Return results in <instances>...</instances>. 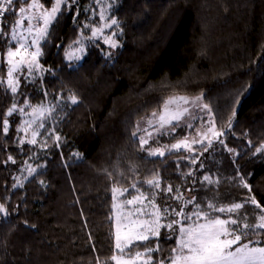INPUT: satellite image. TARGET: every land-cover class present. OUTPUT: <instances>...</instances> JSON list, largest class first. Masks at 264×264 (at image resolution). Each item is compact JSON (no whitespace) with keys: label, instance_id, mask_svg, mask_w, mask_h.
Segmentation results:
<instances>
[{"label":"trees","instance_id":"1","mask_svg":"<svg viewBox=\"0 0 264 264\" xmlns=\"http://www.w3.org/2000/svg\"><path fill=\"white\" fill-rule=\"evenodd\" d=\"M109 1L118 43L111 54L92 37L100 24V1L74 0L62 4L58 22L40 44L43 73L20 77L14 96L18 108L58 105L40 121L44 127L36 144L20 143L17 113L7 117L9 130L3 132L13 94H4L7 47L0 40V204L9 212L7 218L0 214V264H97V258L99 264H115L110 260L115 252L114 184L128 189L125 199L138 195L133 183L149 199L156 191L155 204L163 213L165 207H183L169 198L177 188L196 202L213 197L222 204L240 202L248 190L237 187L233 177L245 175L251 194L264 206V153L253 154L264 142V0ZM23 5L15 3V15L6 13L5 33ZM85 38L82 60L71 63L65 52ZM72 94L77 104L68 100ZM200 94L217 130L225 129L220 139L227 147L217 141L204 151V143L163 157L140 151L138 137L132 136L137 122L161 111L170 96ZM233 108L236 116L227 129ZM186 134L178 127L158 138L172 143ZM28 166L36 169L31 176ZM154 173H159L160 189L144 183ZM205 175L219 184L204 181ZM17 178L23 187H13ZM169 184L173 191H162ZM253 207L241 211L251 213ZM191 210L188 204L185 211ZM176 239L175 232L163 229L158 237L136 241L139 247L131 254L158 244L160 251L152 253L155 264L170 255Z\"/></svg>","mask_w":264,"mask_h":264},{"label":"snow or ice","instance_id":"2","mask_svg":"<svg viewBox=\"0 0 264 264\" xmlns=\"http://www.w3.org/2000/svg\"><path fill=\"white\" fill-rule=\"evenodd\" d=\"M47 3H51V8H45L44 3H40L39 0H32L28 3V0H0V21L3 20L5 13L12 15L16 14L15 3L26 4L27 8L20 7L19 13L21 18L17 19L13 25L10 26V32L5 33L3 31V25L0 24V40H5V46L7 47V63L9 65L7 70V87L4 89V94L7 95L8 90L13 94V102L11 107L8 108L7 113L3 119V132L8 133L9 130V120L7 117L12 116L13 113L20 112L24 113V108H17L14 99L15 94L19 88V78L14 76V73L22 70V66L27 67L28 75L31 76L33 70H41V65L38 62V57L41 55V50L39 42L45 39L49 34V25H52L54 21H57V14H62L61 6L62 4L67 7L68 0H55L54 3L51 0H45ZM28 10H39L37 15L35 11L31 14L25 16L24 14ZM29 21L27 33L29 35L33 32V25L31 21L33 19L42 20L43 27L36 29V33L32 36L31 45L28 43V37L20 31V26L24 19ZM103 19V15H101ZM58 22V21H57ZM117 24L116 20H112L111 24H105L104 27H111V25ZM102 29H93V36H96ZM13 42L17 45L15 50L11 45ZM75 43H81L77 40ZM105 43L111 45V47H116V42L110 37L105 38ZM35 46V51L29 52V47ZM84 51L83 46L76 49L75 51H66L65 55L68 60H79L80 55ZM4 81L0 80V84ZM203 94L195 97L188 96H170L164 100L162 105V110L160 113L153 111L151 117L147 118V127L142 128L140 122H137L136 129L132 132L134 138L138 137L139 149L140 151H146L147 155L150 157H163L166 152L172 154L174 152H180L181 149L191 152L193 151V144L204 145V141L207 140V146H204V151L211 147L213 140H218L220 144L227 147L224 144V140L220 139L225 135V129L222 127L217 130L215 116L211 114V109L207 104H202ZM68 100L72 104L78 103V98L75 94L69 95ZM239 98L236 99L235 104L239 105ZM193 105L194 107H199L201 110H207L208 119L206 123H202L201 127L196 129V136L192 138L189 142V138L185 136L183 139L177 140L176 143L170 145L165 144L159 147H145L149 145L150 140H156L159 144V136L171 135L176 128L186 127L193 128V125L185 121V116H189L191 119H197L195 115H192L190 109L186 105ZM32 107L33 117H43L45 113L51 114L55 111L58 105L46 106L43 103ZM236 116L235 108L232 109L231 116L227 120L226 128L231 129L232 121ZM203 121V117H199ZM182 121L183 124L181 123ZM34 120L25 121L26 126H22L18 131L27 132L28 128L31 127ZM39 127H44L43 123L39 124ZM149 129H152L150 131ZM143 132L145 135H139L138 133ZM155 133V135H154ZM37 135L36 131L32 132V139L28 141L30 144H36L35 139ZM198 137V138H196ZM55 139L59 141L61 138L56 136ZM20 143H24L23 140ZM251 141L249 144L251 145ZM229 152L234 151L233 149H228ZM264 153V142H262L258 147H255V154ZM75 155H79L78 153ZM12 160V157H8ZM15 163V161H12ZM192 163L196 160L192 159ZM42 167V166H41ZM28 175L31 176L36 172L35 168L31 166L27 167ZM187 175H191L188 173ZM111 177V174H109ZM27 179V177H25ZM204 181L209 184H219V180H212L211 177L205 175ZM237 180V187H242L248 190V194L240 202H232L230 204H222L217 201L215 197L207 200L206 202H196L195 197L185 199L183 194L180 193L179 188L176 189V194L170 199H176L181 202L183 207L179 211L172 208L169 211L168 207L163 209L164 215H174L179 217V219H174L168 223L165 227L173 230L176 233V246L171 249L170 255L165 259H160L155 261V264H264V206H262L254 195H252V187L247 183L245 175H239L238 177H233ZM41 185L44 181H40ZM149 186V189H160V177L159 173H154L152 178L146 179L144 181ZM19 185L23 187V182L17 178V183L13 185L16 187ZM138 195H134L132 199L126 200L125 203L132 205L139 202L144 205V201L148 200L153 209H155L156 220L149 222H143V224H138L133 222L138 228H143L142 231H136L133 228H128L127 231L122 232L121 226L119 224V217H117V228L115 232V252L110 257L111 261L115 264H138L141 262L142 257H147L142 261V264H153V252L160 251L159 245L155 248L145 246L144 252H135L132 255V250L134 247H139L136 241H147L151 237L159 236V224L160 209L155 204L157 197V192H151V199L147 195L140 192L136 183L131 185ZM128 189L124 188L122 191L115 187L112 188L113 192V209H117L118 205L115 203L116 194L119 192L123 195ZM162 191L166 193H171L173 191L172 186L169 184ZM188 204L192 205V210L189 212L185 211ZM203 205V206H202ZM246 205H251L253 211L242 212L241 210L245 208ZM147 205H145L146 207ZM137 212H141L142 209H137ZM0 214H3L5 218L9 216L7 207L4 204H0ZM131 215V213H129ZM25 223H27L25 221ZM177 226V227H174ZM35 227V225H31ZM171 238V237H168ZM97 264H99V259L97 258ZM105 264H108L106 261Z\"/></svg>","mask_w":264,"mask_h":264},{"label":"rangeland","instance_id":"3","mask_svg":"<svg viewBox=\"0 0 264 264\" xmlns=\"http://www.w3.org/2000/svg\"><path fill=\"white\" fill-rule=\"evenodd\" d=\"M72 1H74V0H68V2H72ZM99 1H100L99 3H101L100 4L101 5L100 6V13H99V15H100L99 16L100 17L99 18L100 19V24H98L94 28H96V29H102V31L99 32L96 36H93V34H92V37L93 38H99L104 43H105V38L106 37H110L112 40H114L116 42V45H118L117 40H116L117 31L116 30H111L112 27L115 24L114 25H111V27H104L105 24H111V21L113 20V19H110L109 18L108 12H107L108 6L110 5V1L109 0H99ZM31 2H32V0H29L28 1V3H31ZM39 2L41 3L40 0H39ZM54 2H55V0H53V3ZM22 7L27 8V5L24 4ZM50 8H51V6L48 9H50ZM33 11H35L37 15L39 14V10H28V12H26L24 15L27 16V15L31 14ZM17 15H18V17L16 18V20L21 18V14L19 13V11H17ZM101 15H103V19L101 18ZM31 23L33 25V32H32L31 35H29L27 33V31H25V29H27L28 24H29V21L26 18L22 21V24L20 26V31H23V34L28 37V43H29V45H31V39H32V36L35 35L36 29L39 28V27H43V21L42 20L33 19L31 21ZM49 27H50V25H49ZM42 40H40L39 46H40ZM86 41H87V38L80 40L81 43H79V44H77V43L73 44L72 47L68 51H75L76 49L80 48L81 45L83 46V48L85 50V42ZM105 45L108 48L107 54H111L112 53V50L115 47H111V45L108 44V43H105ZM16 46L17 45L15 44V42H13L10 47H12L13 50H15V47ZM28 50H29V52L35 51V46H30ZM78 55H80V59L79 60L73 59V60H69V61L71 63H74V64L79 63L82 60L83 56H84V51L82 53H78ZM37 59H38V62H39V57ZM6 61H7V54H6ZM8 67H9V65H8ZM42 73H43V69L41 67V70L34 69L32 75L29 76L28 75V71H27V67L26 66H22V70L21 71H17L16 73H14V76L15 77H18L19 78V82H20V77L22 75L27 76L29 78H34L36 76H39ZM188 97L191 98V96H188ZM201 103L202 104H205L203 102V98H202ZM186 107H188L190 109V112L192 113V115H195L196 117H198L197 119H191L189 116H185V118H184L185 121H188V122H190L193 125V128L189 129V128H186V127H179V128H184L186 130L187 134L185 136H187L189 138V142H191L192 138L196 136L195 130L198 129V128H200L202 123H206L207 122L208 112H207V110H201V108H199V107H194L191 104L186 105ZM22 108H24V113L16 112L21 117V126H20V128L22 126H26L25 125V121H31V120H34L35 121L34 123H32L31 127L28 128L27 132L21 131V133H22V140L24 142H27V141L31 140L32 139V132L33 131H36L37 132V135L35 137V139H37V137L39 135V132H40V129H41V127H39L40 121L42 120V118L47 113H45V115L43 117H33V115L31 114L32 113V107H22ZM156 112L157 113H160L161 111H156ZM149 117H151V115ZM149 117H147V118H149ZM199 117H203V121H201L199 119ZM147 118H145V119H143V120L140 121V124H141V127L142 128L147 127V124H146ZM183 122L184 121H182L181 123L183 124ZM149 130L152 131V129H149ZM176 130H177V128H176ZM138 135H145V133L140 132ZM154 135H155V133H154ZM185 136H183V137H181V138H179L177 140L183 139ZM196 138H198V137H196ZM177 140L174 141V142H172V143H176ZM217 141L218 140H213V142H217ZM172 143H162L159 140V144H157L156 143V140H150L149 141V145H146L145 147L146 148L149 147V146H151V147H159V146H163L165 144L170 145ZM204 143H207V140H205ZM195 145H198V144H193L192 145V148ZM199 145H201V144H199ZM124 193H123V195H120L119 192H117V194H116L117 198H116L115 203L118 205V208L117 209H114L115 232H116V228H117V217H119V224L121 226V231L122 232L127 231L128 228H133L136 231H142L143 228L136 227V225H134L133 222L135 221L138 224H143V222H149L150 223L151 221L156 220V215L154 214L155 213V209H153V207L150 204H148V200H145L144 201V205H141L139 202H137L135 204H132V205L126 204L125 201L132 199V197L125 199L124 198V195H125ZM164 202H165V204H167V197L164 199ZM145 205H147V206L145 207ZM137 209H142V211L141 212H137L136 211ZM176 210H177V207H176ZM177 211H179V210H177ZM129 213H131V215H129ZM165 217L167 218L168 216H165L162 212H160L159 224L161 225V227L159 228V235L162 234L163 229H166L168 231L171 230V229H168L165 226L168 223H170L172 221V219L168 217L169 219H167V221H164V218ZM175 218L176 219H179V217H176V216H175ZM174 227H177V226L174 225ZM148 234L151 237V234L150 233H148ZM260 246H264V245H260ZM144 259H147V257L146 256L145 257H142L141 258V262H138V264H142V261Z\"/></svg>","mask_w":264,"mask_h":264},{"label":"built area","instance_id":"4","mask_svg":"<svg viewBox=\"0 0 264 264\" xmlns=\"http://www.w3.org/2000/svg\"><path fill=\"white\" fill-rule=\"evenodd\" d=\"M5 16H6V13H5V15H4V18H3V20H2V21H0V24H2V23H3V21H4V19H5Z\"/></svg>","mask_w":264,"mask_h":264}]
</instances>
